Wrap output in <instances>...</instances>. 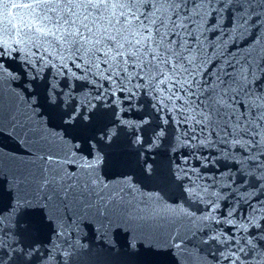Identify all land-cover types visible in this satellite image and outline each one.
I'll return each mask as SVG.
<instances>
[{
	"label": "snow or ice",
	"instance_id": "snow-or-ice-1",
	"mask_svg": "<svg viewBox=\"0 0 264 264\" xmlns=\"http://www.w3.org/2000/svg\"><path fill=\"white\" fill-rule=\"evenodd\" d=\"M165 219L186 224L164 242L181 264H264V0H0V264H162L135 257Z\"/></svg>",
	"mask_w": 264,
	"mask_h": 264
},
{
	"label": "water",
	"instance_id": "water-1",
	"mask_svg": "<svg viewBox=\"0 0 264 264\" xmlns=\"http://www.w3.org/2000/svg\"><path fill=\"white\" fill-rule=\"evenodd\" d=\"M25 2H26V0H25ZM257 11H259V9H257ZM224 15L227 18L228 13L225 12ZM209 19H210V23L207 25V27L211 28L212 24L215 23V21L212 20L211 17ZM205 36H208L211 40L216 39V36L212 35V33H210V32L205 33ZM237 45L239 46L240 49L247 48V45L243 44V42H241V41H237ZM33 51H37V50L33 49ZM232 51L237 52V59H239L240 56L246 54L243 51H238L237 48H233ZM40 54H42V50H40L37 53V55H40ZM253 55L259 57V55H260L259 50H257L255 53H253ZM104 67H105L104 65H101V69H103ZM73 71H76L77 75H83L82 72H80L79 70H77L75 68H73ZM48 75L50 76L51 74L48 73ZM89 79H92L91 73H89ZM72 84L74 87H77L81 84L87 85V82L81 81V80H74V81H72ZM90 87H92V85H87L86 88L83 90H87V88H90ZM105 87H107V83H105ZM80 90L81 89H79L77 87V91H80ZM10 147L12 149L16 150V155H18V156H23L26 158L29 155L23 147L18 146L15 143H10ZM166 147L167 146H162L160 151H164ZM134 149H135V146H133L132 149H129V151H132ZM183 151H187V150H183ZM228 151L238 152L239 149L238 148L237 149H231L230 148V149H228ZM169 155H171L170 152H169ZM176 155L179 156V153H177ZM198 155L207 156L211 159L213 157H219L220 153L216 151L215 147H212V148H206V149L200 150V152H198ZM189 164L191 166L196 167V168L201 167V162L194 160V159H190ZM230 164H231L230 160H226V159L221 158L218 163H209L208 168L201 170L200 175L202 177L216 176L218 178L222 172H226L229 170L228 167H226V165L230 166ZM70 170H72V169H70ZM132 171H134V169H132V168H111L108 166L105 167V172L108 174L109 179H115L116 178V176L114 175L115 173H118V172H129V173H131ZM233 171H234V169H233ZM38 175H39V173H38ZM192 178L196 179L194 174H192ZM200 182L203 183V182H210V181L202 180ZM129 198L130 197L125 196V199H129ZM92 199L94 201L96 198L92 197ZM66 203H68L67 211H68L69 215H71L73 212L83 213L85 211L83 205H81L79 203H75V202H66ZM227 205H228V201H222L221 202V211L226 213ZM237 215H239V213ZM86 224H88L89 226H85ZM185 226H186L185 222H182V221L171 222V221L166 220V219L157 221L154 229L151 232L145 233L144 235L148 238H152L154 240H159L160 245H161V248L159 250V254L154 255V253L157 252V248L156 247H151V248L148 247V240L143 239L142 242L138 243V245H137V255L135 257L136 261L142 262L145 260H151V261H155V262H162V264H181L180 258L175 255L176 250L174 248L168 249L167 247L164 246V242L166 239H170L171 235L175 234L177 231L183 232ZM98 227H99V225L93 220L83 221L81 224V238H82L83 243L90 245L92 252L102 254L103 249L107 245H105L104 241L101 239L100 233L97 231ZM220 228L226 229L227 226L221 225ZM101 231H103V229H101ZM232 231H234V230H232ZM131 235H132V231L130 229L126 230V228L124 226L117 227L116 224H113L110 228H108L107 239H108L110 244L114 245L113 251L119 250V251L123 252L127 248V242L130 239ZM211 247H212V245L210 244L208 250H210ZM189 248L191 249V245H189ZM200 255H204V253L201 252ZM186 264H195V256L191 257L188 261H186Z\"/></svg>",
	"mask_w": 264,
	"mask_h": 264
}]
</instances>
